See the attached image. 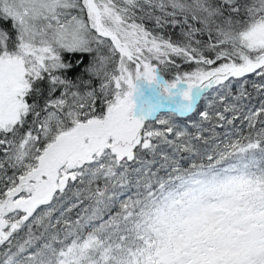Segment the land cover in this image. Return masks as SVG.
Here are the masks:
<instances>
[{
	"label": "snow or ice",
	"instance_id": "1",
	"mask_svg": "<svg viewBox=\"0 0 264 264\" xmlns=\"http://www.w3.org/2000/svg\"><path fill=\"white\" fill-rule=\"evenodd\" d=\"M0 25V264H264V0Z\"/></svg>",
	"mask_w": 264,
	"mask_h": 264
},
{
	"label": "trees",
	"instance_id": "2",
	"mask_svg": "<svg viewBox=\"0 0 264 264\" xmlns=\"http://www.w3.org/2000/svg\"><path fill=\"white\" fill-rule=\"evenodd\" d=\"M0 27H6V25H0ZM175 35V34H174ZM181 120L185 119V118H179Z\"/></svg>",
	"mask_w": 264,
	"mask_h": 264
}]
</instances>
